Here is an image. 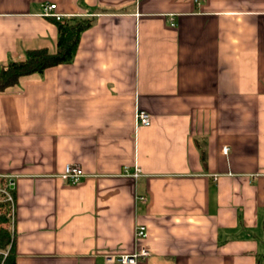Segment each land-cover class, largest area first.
<instances>
[{
  "label": "crops",
  "instance_id": "0c3cea01",
  "mask_svg": "<svg viewBox=\"0 0 264 264\" xmlns=\"http://www.w3.org/2000/svg\"><path fill=\"white\" fill-rule=\"evenodd\" d=\"M47 3L93 24L0 92L16 264H110L137 224L138 264H264V0H0L1 67L56 52Z\"/></svg>",
  "mask_w": 264,
  "mask_h": 264
},
{
  "label": "trees",
  "instance_id": "16d2710c",
  "mask_svg": "<svg viewBox=\"0 0 264 264\" xmlns=\"http://www.w3.org/2000/svg\"><path fill=\"white\" fill-rule=\"evenodd\" d=\"M59 30L57 50L52 53L47 48L27 52L25 59L10 61L0 68V92L19 84L23 77L42 74L46 69L72 62L82 33L92 26L93 20L82 17L54 19ZM206 153L203 152L205 161ZM16 234L11 226V206L0 203V264H16Z\"/></svg>",
  "mask_w": 264,
  "mask_h": 264
},
{
  "label": "built area",
  "instance_id": "2783aa9c",
  "mask_svg": "<svg viewBox=\"0 0 264 264\" xmlns=\"http://www.w3.org/2000/svg\"><path fill=\"white\" fill-rule=\"evenodd\" d=\"M41 15L54 18L56 20L64 19V14L58 11L57 4L47 3L43 5ZM1 68V66H0ZM152 123V118L149 112L146 110L140 109L136 112V124L137 126H150ZM224 152L227 153L228 148L224 147ZM135 176L140 175V171H135ZM86 174L83 169L79 166L68 164L65 167L63 177L68 180L71 184L79 183ZM142 200L146 198L140 197ZM0 203H9L11 206V226L14 231L15 226V211L16 203L13 195V182L8 180L5 176L0 174ZM148 236V229L145 225L137 224L135 227V239L137 242V249L130 254H118V255H109L107 261L110 264H138L140 259L148 258L151 256V250L143 245V241Z\"/></svg>",
  "mask_w": 264,
  "mask_h": 264
}]
</instances>
